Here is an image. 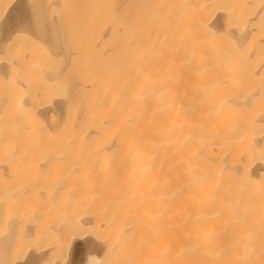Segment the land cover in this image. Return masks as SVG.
Segmentation results:
<instances>
[{
  "label": "bare ground",
  "instance_id": "1",
  "mask_svg": "<svg viewBox=\"0 0 264 264\" xmlns=\"http://www.w3.org/2000/svg\"><path fill=\"white\" fill-rule=\"evenodd\" d=\"M4 13L0 264H264V0Z\"/></svg>",
  "mask_w": 264,
  "mask_h": 264
},
{
  "label": "rangeland",
  "instance_id": "2",
  "mask_svg": "<svg viewBox=\"0 0 264 264\" xmlns=\"http://www.w3.org/2000/svg\"><path fill=\"white\" fill-rule=\"evenodd\" d=\"M4 16H6L5 15V13L3 14ZM1 16V19L0 20H3L5 17L4 16ZM7 17V16H6ZM55 59L57 60L58 58L57 57H55ZM54 59V60H55ZM53 60V61H54ZM56 63H60L59 64V66H61L62 65V60H60L59 61V59L57 60V62L55 61L54 62V64L55 65H57ZM0 229H2V227L0 228ZM5 230H0V232H4ZM1 234V233H0ZM4 234H2V236H3ZM31 235H33V234H31ZM1 236V237H2ZM81 249V248H80ZM82 249H84L83 251H82V253H81V260H83V259H85L84 260V262L82 261V263L81 264H84L85 262H86V259H87V257H88V255H89V252H87V251H89V250H87V248H82ZM74 248H71L69 251H70V253H69V251H68V253H66V250H64V252H63V256H62V258H64L63 259V261L60 263V264H65V262H67L68 264H69V262L72 260V256H73V253H74ZM86 250V251H85ZM7 251V250H6ZM99 253H101V254H98V256H99V258H101V257H103L104 256V254H105V251H100ZM70 254V255H69ZM86 254V255H85ZM27 258L25 257L22 261H25ZM68 259H69V261H68ZM21 261V263H18V264H23V262ZM46 264V262H45V258H43V259H36L35 261H32V262H30V264Z\"/></svg>",
  "mask_w": 264,
  "mask_h": 264
},
{
  "label": "snow or ice",
  "instance_id": "3",
  "mask_svg": "<svg viewBox=\"0 0 264 264\" xmlns=\"http://www.w3.org/2000/svg\"><path fill=\"white\" fill-rule=\"evenodd\" d=\"M5 20L7 19V17L5 16L4 18ZM17 23H21V24H25V23H28V21L26 19H24L23 17H21ZM20 35L19 32H16L15 33V37H11L10 40L12 39H15L16 37H18ZM87 264H107L106 261H99V260H96L94 258H90L88 261H87Z\"/></svg>",
  "mask_w": 264,
  "mask_h": 264
}]
</instances>
